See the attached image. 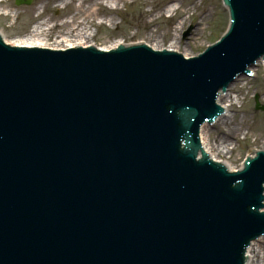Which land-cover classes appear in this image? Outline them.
Instances as JSON below:
<instances>
[{
	"label": "water",
	"instance_id": "1",
	"mask_svg": "<svg viewBox=\"0 0 264 264\" xmlns=\"http://www.w3.org/2000/svg\"><path fill=\"white\" fill-rule=\"evenodd\" d=\"M30 1L26 3L29 4ZM241 16L243 24H250L249 15L243 11ZM256 24L261 28L253 23L252 29L257 35L264 36V27ZM261 44L262 42H258L257 47ZM80 45L82 44H75ZM233 49L238 53L236 66L251 55L248 51L243 56L237 47V41L234 42ZM208 61L219 63L222 58L213 54ZM7 63L12 62L2 61L0 64L1 87L3 83L12 84L16 76L25 72V66L31 69L26 73L31 71L32 74L57 67L44 62L38 64L39 68L31 67L33 63H16V66ZM224 65L222 63L220 68ZM18 66H24V71L13 70ZM200 68L197 65L196 69H189H194L193 73H201ZM69 69L76 81L75 85L86 74L108 85L110 99L136 115L141 125L137 133L143 130L145 135H150V123L137 99L125 89L114 86L115 72L104 70L98 64H80ZM55 70L59 72V78H62L61 73H66V70ZM211 76L212 73L205 80L207 90L221 81L226 74L218 75L212 82ZM153 79L152 75H144L127 85L145 87L148 91L147 97L151 98L155 87L160 88L163 85ZM158 79L160 80L159 77ZM187 81V88L192 91L199 90L203 76L195 74ZM14 89L17 91L9 95L7 91L0 92V264H49L48 260L52 261L51 264H159L165 254V258L168 257L169 251L176 255L175 258L180 264L187 261H192L193 264H217L213 242L198 229L185 207L169 162H164L161 158L156 160L154 180L150 185L165 200L172 214L174 230L165 238L148 218H139L134 197L123 185L117 184L123 174L120 170L122 166H119L118 174L114 177L107 171H100L104 157L97 156L99 151H93L92 148L91 142L97 137V133H92L90 126L94 122L82 118L73 120L71 114L76 113V108L80 106H71L75 101L74 96L64 100L59 93L54 92L47 97H41L43 101L38 103L33 99L34 90L26 89L19 83H16ZM174 91L177 92L176 87ZM152 101H148V112L155 113L156 105H159L161 110L166 109L165 112L162 111L164 119L173 122L176 121V115L181 128L188 126L190 130L205 115L211 114L212 109L200 92L196 101L198 104L192 106L194 111L190 114L181 111L180 100L164 104ZM170 106L175 110L179 106V109L175 111ZM222 108L224 110V106ZM158 113L159 111L156 112ZM52 114L56 117L55 120H51ZM55 142L56 149L50 153L46 143ZM190 143L192 144V140ZM191 148L195 149L194 143ZM204 150L212 158L209 151L205 148ZM95 160L100 162L98 173L88 170L95 166ZM261 165L257 171L260 176L264 175V163L261 162ZM203 183H200L199 189ZM244 184V189L238 187L232 190L231 198H221L219 204L222 206H218V211H223L228 206L226 204L234 202L238 207L234 210L235 213L240 212L241 208L245 209L243 192L247 190V182ZM248 187L253 186L250 184ZM200 199L198 211L203 207ZM204 200L205 206L212 204L206 198ZM233 222L236 227V217ZM257 228L259 227H251L245 234H250ZM93 229L96 234L93 239H88L86 235ZM222 242L225 243V240L222 239ZM235 251L236 247H233L231 254Z\"/></svg>",
	"mask_w": 264,
	"mask_h": 264
},
{
	"label": "rangeland",
	"instance_id": "2",
	"mask_svg": "<svg viewBox=\"0 0 264 264\" xmlns=\"http://www.w3.org/2000/svg\"><path fill=\"white\" fill-rule=\"evenodd\" d=\"M106 1L113 0H101L98 7L91 5L93 1H87L82 6L80 2L72 1L65 7L61 0H33L29 6H18L15 0H0V31L6 33L9 39L23 37L30 34L38 23L50 20V26L53 21H69L76 14L80 18L91 6L90 12L98 10V15H95V20H88L91 21L88 34L93 35L85 39L87 44L106 48L118 42L146 41L161 48L170 47L177 35L178 49L193 56L204 51L211 42H215L228 24V12L223 8L221 0H121L116 4L118 10L111 8L110 2ZM174 6L178 9L169 13V8ZM111 18L118 25H113ZM183 22V31H190L186 38L178 36L180 24ZM68 29H54L47 38L54 41L68 36ZM152 31H155L153 36ZM255 70L254 77L239 78L233 84L231 92L238 101L235 100L236 105L230 115L235 116V124H240L237 136L230 142L235 149L225 158L233 167H240L245 156L252 154L256 148H264V112L256 109V98L260 105L264 104V66L259 65ZM224 130L226 129L221 123L213 131L210 130L211 146L217 147L216 141L222 137ZM259 244L264 245V240ZM253 264H256V259Z\"/></svg>",
	"mask_w": 264,
	"mask_h": 264
},
{
	"label": "bare ground",
	"instance_id": "3",
	"mask_svg": "<svg viewBox=\"0 0 264 264\" xmlns=\"http://www.w3.org/2000/svg\"><path fill=\"white\" fill-rule=\"evenodd\" d=\"M72 1L80 2L81 6L82 4L86 3L87 1H93L91 5L93 7H98L101 3V0H61L62 6H68ZM121 0H113V1H106L110 2L111 8L117 9V3ZM115 5V6H114ZM45 8V5L43 6ZM82 8V7H80ZM89 9L85 11V15L81 16L80 18H77L79 14H76L75 16H72L71 20L64 21L62 23H56L53 21V24L49 26L50 20L43 21L41 23H38L33 27L30 34L19 37V38H12L9 39L7 37V34L3 32V34L8 38V43L16 46H34V45H45V47L55 48V49H64L65 47H75V44H84L83 41L87 37H90L93 35L92 33L88 34L89 26L91 25V21L88 20H95V15H98V10L96 12H90L92 9L91 6L88 7ZM178 9V7L174 6L172 8H169L168 12H175ZM81 10V9H79ZM118 10V9H117ZM82 20L80 21L79 19ZM110 22L113 25H116V22H114V19L111 18ZM152 22H155V20H152ZM55 23V24H54ZM184 24L181 23L180 27ZM44 27H47V29ZM59 27L63 28H69L68 32H66L68 36H64L60 39H56L54 41H50L47 38V35L54 29H57ZM179 27V28H180ZM178 29V28H177ZM72 33H75L73 35ZM152 36L155 35V31L151 32ZM70 36V37H69ZM175 36V35H174ZM177 35L175 36L172 45L168 49H178L179 43L177 40ZM112 46V45H111ZM111 46H107L106 48H111ZM158 47H155L157 49ZM162 48V47H161ZM238 79L234 82L237 83ZM233 89V85H231L228 90L225 93H221L218 97V103H220L221 106H224V115L220 117L215 124H220L221 126H224L226 130L222 133V137L219 138V141H216L217 147L211 146L209 144V137L211 136L210 130L213 131V129H210L211 127L209 125L205 126L201 129V143L203 145V148L206 149V151H209V154H211L212 159H218V158H228L229 155H231V151H233L235 148H233L232 145H230V142L232 139H234L238 132H239V125L235 124L234 122V115H230V113L233 111V107L236 105V101H238L236 96H233L231 94ZM235 93V92H234ZM234 116V117H233ZM246 119V114H244L243 120ZM242 120V122H243ZM242 125V124H241ZM215 127V126H214ZM232 147V148H231ZM215 148V149H214ZM233 167L232 169H234ZM231 169V168H230ZM248 264H253L254 259H256V264H264V245H252V247L248 251Z\"/></svg>",
	"mask_w": 264,
	"mask_h": 264
}]
</instances>
